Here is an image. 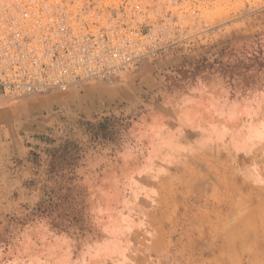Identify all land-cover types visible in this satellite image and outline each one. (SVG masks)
Here are the masks:
<instances>
[{"label":"rangeland","instance_id":"374dc122","mask_svg":"<svg viewBox=\"0 0 264 264\" xmlns=\"http://www.w3.org/2000/svg\"><path fill=\"white\" fill-rule=\"evenodd\" d=\"M0 264H264V0H0Z\"/></svg>","mask_w":264,"mask_h":264},{"label":"trees","instance_id":"16d2710c","mask_svg":"<svg viewBox=\"0 0 264 264\" xmlns=\"http://www.w3.org/2000/svg\"><path fill=\"white\" fill-rule=\"evenodd\" d=\"M107 120L105 119V122H103L102 124H100L99 126H100V128H102L103 129V134L102 135H104V134H108V132H106V130H105V127H104V124H106L107 122H106ZM111 132V131H110Z\"/></svg>","mask_w":264,"mask_h":264},{"label":"bare ground","instance_id":"6f19581e","mask_svg":"<svg viewBox=\"0 0 264 264\" xmlns=\"http://www.w3.org/2000/svg\"><path fill=\"white\" fill-rule=\"evenodd\" d=\"M63 84H64V83H63ZM25 85H27L28 87H30L28 83H25L24 86H25ZM60 85H61V84H60ZM58 87H59V86H58ZM62 87H63V86H62ZM62 87H61V88H62ZM61 88H60V89H61Z\"/></svg>","mask_w":264,"mask_h":264}]
</instances>
